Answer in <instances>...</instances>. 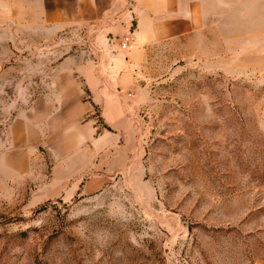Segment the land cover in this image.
Instances as JSON below:
<instances>
[{
  "label": "rangeland",
  "instance_id": "rangeland-1",
  "mask_svg": "<svg viewBox=\"0 0 264 264\" xmlns=\"http://www.w3.org/2000/svg\"><path fill=\"white\" fill-rule=\"evenodd\" d=\"M207 7V55L152 50L125 100L127 135L97 106L77 143L57 117L35 134L32 121L61 94L43 87L63 59L93 55L92 29L55 35L32 0H0V264H264V0ZM101 133L124 169L65 198L53 163Z\"/></svg>",
  "mask_w": 264,
  "mask_h": 264
},
{
  "label": "crops",
  "instance_id": "crops-1",
  "mask_svg": "<svg viewBox=\"0 0 264 264\" xmlns=\"http://www.w3.org/2000/svg\"><path fill=\"white\" fill-rule=\"evenodd\" d=\"M207 1L32 0V8L42 13L44 24L51 26L55 35L83 28H91L94 33L93 55L86 59L87 52L81 51L66 56L53 71L52 81L45 83L44 89L62 92L57 94L55 104L45 99L44 106L36 105L32 134L41 130L42 126L37 125L41 120L47 123L49 117H57L62 121L60 127L80 143L82 118L100 106L105 125L116 132L115 138L120 142L132 127L125 100L137 99L136 76L152 50L163 45L181 47L190 58L204 57L209 52L212 19ZM131 32L133 41L127 51H122L120 43ZM83 88L92 93L87 105ZM92 129L98 130L94 126ZM106 136L101 133L92 137V146L85 151L79 152L76 143L67 146L59 161L53 163L51 183L64 187L60 194L65 198L90 195L124 169L126 157L118 152L113 156L114 167H110Z\"/></svg>",
  "mask_w": 264,
  "mask_h": 264
},
{
  "label": "built area",
  "instance_id": "built-area-1",
  "mask_svg": "<svg viewBox=\"0 0 264 264\" xmlns=\"http://www.w3.org/2000/svg\"><path fill=\"white\" fill-rule=\"evenodd\" d=\"M133 41V32L127 34L123 37L121 43H120V49L122 51H127L129 49L130 44Z\"/></svg>",
  "mask_w": 264,
  "mask_h": 264
}]
</instances>
